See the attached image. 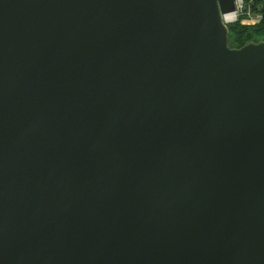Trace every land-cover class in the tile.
<instances>
[{"label":"water","instance_id":"obj_1","mask_svg":"<svg viewBox=\"0 0 264 264\" xmlns=\"http://www.w3.org/2000/svg\"><path fill=\"white\" fill-rule=\"evenodd\" d=\"M235 0H0V264H264V41Z\"/></svg>","mask_w":264,"mask_h":264},{"label":"trees","instance_id":"obj_2","mask_svg":"<svg viewBox=\"0 0 264 264\" xmlns=\"http://www.w3.org/2000/svg\"><path fill=\"white\" fill-rule=\"evenodd\" d=\"M252 12L261 15V20L254 25H245L238 21L228 26L230 48L239 49L248 41L255 43L264 41V0H253Z\"/></svg>","mask_w":264,"mask_h":264},{"label":"built area","instance_id":"obj_3","mask_svg":"<svg viewBox=\"0 0 264 264\" xmlns=\"http://www.w3.org/2000/svg\"><path fill=\"white\" fill-rule=\"evenodd\" d=\"M253 0H235V11L222 16L223 23L228 27L238 21L245 25H254L261 20V15L252 12Z\"/></svg>","mask_w":264,"mask_h":264}]
</instances>
